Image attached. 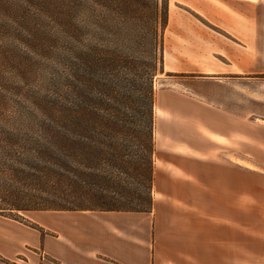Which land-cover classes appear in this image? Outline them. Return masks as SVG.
<instances>
[{
    "label": "crops",
    "instance_id": "1",
    "mask_svg": "<svg viewBox=\"0 0 264 264\" xmlns=\"http://www.w3.org/2000/svg\"><path fill=\"white\" fill-rule=\"evenodd\" d=\"M169 12L151 211L0 216V264H239L248 254L241 232L264 223V0H174Z\"/></svg>",
    "mask_w": 264,
    "mask_h": 264
},
{
    "label": "trees",
    "instance_id": "2",
    "mask_svg": "<svg viewBox=\"0 0 264 264\" xmlns=\"http://www.w3.org/2000/svg\"><path fill=\"white\" fill-rule=\"evenodd\" d=\"M114 3L124 12L99 28L115 45L92 47L83 39L92 32L76 27L80 46L60 64L54 106L27 125L0 126V175L22 187L0 194V213L151 211L169 0ZM8 156L15 165L3 163Z\"/></svg>",
    "mask_w": 264,
    "mask_h": 264
},
{
    "label": "rangeland",
    "instance_id": "3",
    "mask_svg": "<svg viewBox=\"0 0 264 264\" xmlns=\"http://www.w3.org/2000/svg\"><path fill=\"white\" fill-rule=\"evenodd\" d=\"M170 5L174 8V0H169V10ZM121 10L114 0H0V126L27 125L38 119L35 115L45 112L41 109L53 107L61 75L60 64L78 53L72 47L80 46L72 32L78 26L92 32L87 38L83 37L92 47L104 39L115 45L112 38L101 35L99 26L112 25V19L118 17ZM168 81L166 74L158 75L155 93L169 86ZM9 154L14 155L13 152ZM2 160L4 164L15 165L10 156ZM14 181L10 174L8 178L0 175V194L22 188ZM2 199V204L7 202ZM52 212H5L0 216L10 218L12 215L25 222L24 215L34 219L37 215L54 214ZM247 226L239 236V251L246 249L248 254L239 252V264H264V223L256 221Z\"/></svg>",
    "mask_w": 264,
    "mask_h": 264
}]
</instances>
